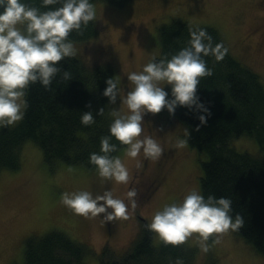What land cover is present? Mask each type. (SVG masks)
<instances>
[{"label":"rangeland","instance_id":"374dc122","mask_svg":"<svg viewBox=\"0 0 264 264\" xmlns=\"http://www.w3.org/2000/svg\"><path fill=\"white\" fill-rule=\"evenodd\" d=\"M93 5L98 33L89 40L74 41L76 55L90 65L112 63L120 81V97L131 87L126 74L142 70L159 54L158 26L173 16L191 25L216 27L234 56L257 71L264 83V0H132L124 6L96 0ZM110 105L112 111L128 113L120 98ZM184 125L161 112L144 117L142 135L157 138L164 152L156 161L141 156L143 166L139 169L125 150L121 152L119 157L131 173L127 186L113 181L102 183L95 168L82 164L58 160L50 165L37 143L25 142L20 168L0 171V264H24L27 239L54 230L89 244L92 252L86 257L88 264H100L105 247L120 257L138 236L142 218L149 223L157 210L180 201L191 189L200 191V160L204 156L188 144L182 149L174 147L177 139H186L188 129ZM233 143L239 151L258 155L255 138L243 136ZM132 189L137 193L136 207L128 220L85 219L60 202L61 193L66 191L97 194L111 190L125 198ZM234 233L223 234L218 245L210 238L207 253L200 251L197 234L186 242L197 246V264H209L212 258L217 264H264V254ZM154 242L159 245L162 241L155 235Z\"/></svg>","mask_w":264,"mask_h":264},{"label":"trees","instance_id":"16d2710c","mask_svg":"<svg viewBox=\"0 0 264 264\" xmlns=\"http://www.w3.org/2000/svg\"><path fill=\"white\" fill-rule=\"evenodd\" d=\"M101 1L124 6L132 0ZM35 6H40L39 0ZM198 29H206L213 44L221 43L227 49L222 60L212 54L203 57L212 75L201 78L197 96L211 115L207 116L205 125H200L199 115L207 114L185 107H177L171 116L167 110L161 113L185 124L188 145L204 156L200 160L201 194L230 198L233 217L239 214L244 220V226L234 236L264 254V83L259 73L234 56L216 27L191 25L177 16L158 26L160 51L156 58L170 57L188 46L190 31ZM97 33L96 21L90 22L82 34L73 32L69 39L86 41ZM59 66L69 71L72 79L64 82L57 76L50 90L38 83L31 85L27 90L28 108L24 119L12 127L0 129V171L20 168L23 145L28 140L42 148L50 165L62 160L94 168L88 164L89 154L99 152L100 138L109 134L112 122L111 105L102 93L107 78L116 80L115 67L110 62L90 65L77 55L60 61ZM166 91L170 93V87ZM102 107L104 114L96 115ZM90 110L96 123L91 127L82 126L80 116ZM243 136L256 139L258 155L236 148L234 140ZM112 142L119 144L115 139ZM126 147H120L112 155L119 156ZM147 223L142 218L138 236L120 257L105 247L100 264H175L177 258L183 264H197V246L187 242L177 246L163 242L156 245L155 234L147 230ZM91 252L86 242L54 230L27 239L24 264H88L86 257ZM209 264L217 263L212 258Z\"/></svg>","mask_w":264,"mask_h":264},{"label":"clouds","instance_id":"9594fccd","mask_svg":"<svg viewBox=\"0 0 264 264\" xmlns=\"http://www.w3.org/2000/svg\"><path fill=\"white\" fill-rule=\"evenodd\" d=\"M35 4L36 0H0V129L24 119L28 108L27 90L31 85L38 83L50 90L57 76L64 82L72 79V74L59 66L60 61L75 58L77 54L70 34H82L90 22L96 21L91 0H39L40 6ZM226 53L223 44H213L206 29H198L190 31L188 46L170 57H152L142 70L127 73L131 87L123 97H120V81L114 77L105 80L102 95L108 104L115 105L120 98L128 113L121 115L118 109L109 113L112 117L109 134L100 138L99 152L89 154L88 164L95 168L102 183L129 184V167L119 156L112 155L120 147L127 146L126 156L136 162L137 169L143 166V160L156 161L162 156L164 148L158 139L142 135L147 114L167 110L171 116L177 107H185L207 114L198 117L200 125L207 123L211 113L197 96L201 78L212 75L203 57L212 54L222 60ZM166 85L170 93L165 90ZM103 114L104 107L96 112V115ZM80 123L85 127L94 125L93 111L82 112ZM113 139L119 144L113 143ZM187 144V139H177L174 147L182 149ZM141 156L143 160L139 159ZM136 195L135 189L129 190L125 198L115 196L111 190L97 194L86 190L66 191L61 193L60 202L85 219L99 217L111 222L130 218L136 207ZM232 212L230 198L205 197L191 189L180 201L157 210L146 228L165 245L172 246L183 244L197 234L200 251L207 253L210 238L212 244L218 245L223 234L244 226L243 218L239 214L233 217ZM175 264L183 261L177 258Z\"/></svg>","mask_w":264,"mask_h":264}]
</instances>
